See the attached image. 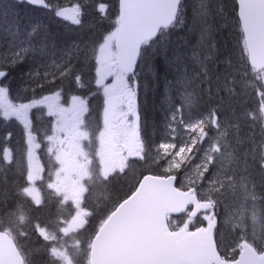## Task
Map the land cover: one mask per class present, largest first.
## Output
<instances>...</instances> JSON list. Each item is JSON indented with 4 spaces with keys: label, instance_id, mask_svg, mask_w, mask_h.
Returning <instances> with one entry per match:
<instances>
[{
    "label": "snow or ice",
    "instance_id": "6c2138e0",
    "mask_svg": "<svg viewBox=\"0 0 264 264\" xmlns=\"http://www.w3.org/2000/svg\"><path fill=\"white\" fill-rule=\"evenodd\" d=\"M19 2L42 6L73 24L82 23L81 3L69 10L50 0ZM16 7V0H0V14L5 17ZM110 7L98 3L96 11L102 20L109 18ZM192 13L191 26L198 29L196 47L206 49L202 60L197 53L193 55L208 80L205 62L218 51L214 17L225 23L229 17L223 8L214 12L211 0H194ZM113 15L110 31L75 45L76 51L83 48L82 61L71 52L57 56L47 37L34 42L33 33L43 32L41 25L34 23L26 31L27 26L20 28L18 21L9 24L10 48L6 60L0 62V116L5 120L14 117L24 126L28 163L26 175L21 172L22 178L13 181L14 193L0 190V264H264V0H234L231 21L238 30V56L226 60L231 74L225 71L222 83L229 98L246 96L249 89L258 98L254 111L241 114L251 118L253 131L245 138L236 136L234 142L228 129L238 133L239 125L222 122L223 100L207 113L200 112L202 101L186 73L176 82L179 103L165 97L161 142H150L143 134L137 68L148 48L162 45L172 28L186 24L184 0H116ZM34 54L45 61L52 58L51 63L40 66L42 76L28 73L22 81L25 87L12 96L6 69ZM84 67L94 70L90 83L96 91L90 95L102 97L95 122L88 99L71 91L73 83L76 88L85 87ZM34 76H40L42 83ZM52 81L58 84L49 94L37 96L35 88L27 87L35 83L42 89ZM38 107L46 109L50 118L43 140L51 158L47 188L57 204L55 218L43 227L33 224L24 208L28 197L34 205L44 204L35 181L43 179L40 174L45 167L33 164V148L41 145L36 143L37 130L29 119V111ZM257 126L259 140L255 139ZM246 141L251 147L244 146ZM2 160L13 161L8 147L3 148ZM150 161L158 169L164 165L162 174L143 175L128 193L110 194L103 207L90 209L88 201L97 186L110 192L118 176ZM189 168L185 183L181 174ZM229 196L239 198V203L228 202ZM221 205L225 211L222 220ZM98 212L103 214L89 232L90 219ZM173 214L183 218L175 219ZM198 215L202 219L196 226ZM229 223L239 233L230 248L223 245L221 227ZM33 234H38L37 240L42 238L39 247L28 248L20 242Z\"/></svg>",
    "mask_w": 264,
    "mask_h": 264
},
{
    "label": "trees",
    "instance_id": "16d2710c",
    "mask_svg": "<svg viewBox=\"0 0 264 264\" xmlns=\"http://www.w3.org/2000/svg\"><path fill=\"white\" fill-rule=\"evenodd\" d=\"M100 2H104L107 4L111 3L109 17L112 18L113 14L116 11V0H84V13L81 19L82 23L80 25L75 26L67 22L62 23L56 18V20L53 18L46 19V23L48 24L46 25L47 42L54 46L56 52L59 53V56H65L66 53L71 52L73 58H79L82 61L84 56L83 48H81L80 51H76L75 45L89 41L91 37L95 35L104 34L107 31L111 30V28H109L110 23H108L110 21L108 19L102 20L101 14L96 11L98 3ZM184 2L187 7L188 5L192 6L194 0H184ZM211 3L214 12L223 8L225 13L228 14L229 19L226 23L224 21H220L219 18L214 17L217 27V31L214 33L216 46H227L226 38H228L231 33L230 25L233 26L231 16L234 15V0H211ZM23 5L26 6L25 4ZM30 9L34 10L32 7H30ZM39 12L46 13L47 15L52 14L51 12L45 10H40ZM48 16L51 17L52 15ZM190 16L191 15H189L188 17L189 21L191 19ZM190 24L191 22L186 23L185 26L172 28L167 35L165 43H163L162 45H153L151 48L147 49L144 59L141 61L140 65L137 68L140 85L141 116L144 123L143 134L150 142H155L156 144L160 140L159 134L161 130H163L165 123V105L163 104L164 102L161 96L164 90L168 89V85L171 83L172 78L171 75L169 76L167 74L171 70H180L177 66L173 67L172 61L170 62V64L168 62L169 57H171L169 47H171V45L174 44L175 39H177L178 44L190 46L194 49L198 41V39H196V37H198V29L196 31L192 28V26H190ZM180 28H190L191 33H188L190 34V37L187 36L184 38H176L180 36L178 31ZM223 34H228V36L226 37ZM223 48L227 53L226 57H224L223 59L225 62L228 58L235 59L238 56V54L235 56V52L234 50H232V48ZM203 49L205 50V48ZM187 52L191 53L192 51L186 50V53ZM192 61L194 63L195 59ZM208 61H206L205 63L207 64ZM78 66L83 65L81 64ZM6 70L9 72V76L6 83L11 85V95L16 96L17 90L25 87V85L22 84V78H25V76L31 71H29L27 67H24L23 64L15 65L14 67L8 68ZM40 75L42 76V73ZM93 76L94 70L88 67H84L85 87L76 88L75 84L73 83L71 86V91H73L74 94L85 97L84 94H86L87 90L92 87H95L93 83H90ZM165 76L168 77L167 80ZM33 78H35L37 82L42 83V81L40 80V76H34ZM200 80L202 81V83L200 84L201 94L205 93V88H208V90L213 91L212 86L210 87L208 86V83H205L204 77L200 78ZM57 84L58 81H52V83L50 84H44L42 89L40 87H36V85L34 86L33 83L27 85V87L30 90L35 88L38 96L41 94H49L51 91H54L56 89ZM65 91L67 92L69 91V89H66ZM30 94V91L28 93H25V95ZM199 99L202 101V103L199 105V107L202 109L201 111H209L212 106V101L207 102L206 98L202 96H200ZM88 102L90 108L92 109L93 122H95L99 116L101 108L100 101L92 97L88 99ZM223 102L224 103L221 107V110L228 111L227 103L229 102V99L223 100ZM217 103L219 104L220 102ZM35 109V113H38L41 110V108ZM245 110L246 108L244 104H238L236 106L235 113H224L225 115H222L221 113L219 114L220 117L231 120L232 122H234V119L237 118V120H239L240 123L244 126L248 121H250L249 117L241 115L245 112ZM1 132L3 133V135L0 136L2 146L7 144L6 146H10L14 150L12 162H5L0 157V190L7 189L8 191L14 193L16 189L13 185V181H16L18 178H22L21 172L26 175L27 166L24 164L25 159L23 154L20 155V150H16L14 148L15 144H13L12 140H9L7 138V129L4 126L3 122L0 121V134ZM148 172L153 174H161L160 169L156 168L155 166L145 165L141 162L139 164H136L134 166V169L132 171H129L128 175L118 176L116 178L117 180L115 179L117 183L112 185L113 188L111 187L110 192H106L101 186H97L94 191L98 190L100 198H98V195L96 196V193L93 192V196L88 201L90 209L97 205L103 207L106 203V197L110 194L113 196H115L116 194L123 196L125 193H128L129 189L132 188L136 181L143 174ZM239 193H241L243 196V192L238 189V194ZM43 201V206H38L37 208H34L33 205L30 206L27 201L24 203V208L26 211H28V214L30 215L31 219H35L38 223H40L41 226L46 225V223H49V221L53 220L56 216V210L53 208L55 206H52V203L49 205V201L46 200V195ZM102 214L103 213L98 212L95 217L90 219L89 225H92L90 228L91 230L99 222V218ZM30 241L31 239L27 241L22 240L20 242L22 244H26L28 248H36L37 244L33 242L34 247H31V245L29 244Z\"/></svg>",
    "mask_w": 264,
    "mask_h": 264
},
{
    "label": "rangeland",
    "instance_id": "374dc122",
    "mask_svg": "<svg viewBox=\"0 0 264 264\" xmlns=\"http://www.w3.org/2000/svg\"><path fill=\"white\" fill-rule=\"evenodd\" d=\"M17 2V7L13 10H11V12L5 17V15L0 14V62H3L6 60V53L9 51L10 48V40H11V32L9 31V24L12 21H18L19 27L20 28H24L26 27V31H31V25L38 24L43 26V32L41 34H36L35 32L33 33V38H34V42L36 40H39L41 38H44V34L46 37V25H48L46 23V19L47 18H53V19H58V20H62V21H67L72 23L71 20H64L61 17H56L52 12V14H48V15H52L51 17L48 16L46 13H41L39 12L40 10L37 9H30L29 5L24 6L21 2H19V0H16ZM50 2L54 5H56L59 8H66L71 10L72 6L74 4L77 3H81L83 5L84 0H50ZM109 5H111V3H109ZM44 10V9H42ZM111 10V7L110 9ZM50 12L48 9L45 10ZM83 13L84 10L82 8V14H81V19L83 17ZM192 6L188 5L186 7V17H187V22L189 23L191 22L190 26L192 25ZM189 15H191V19L190 21L188 20ZM55 19V20H56ZM108 20L111 23L112 20H114V15L112 16V18H108ZM107 21V20H106ZM73 24V23H72ZM76 26V24H73ZM181 26H185L181 25ZM179 26V27H181ZM110 28V27H109ZM193 28V27H192ZM197 31L196 28H193ZM230 29H231V33L229 35L228 38H226V42H227V46H224L225 48H232V50H234L235 52V56L238 54L237 52V39H238V30L234 27L230 25ZM17 31H19V29H17ZM179 34L180 36L176 37V38H184L189 36L191 33L190 32V28H180L179 30ZM177 31V32H178ZM224 36H228V34H223ZM23 38V37H21ZM196 39H198V37H196ZM82 44V43H81ZM197 45V44H196ZM222 46L217 47L218 51L215 54L213 59H210L207 63V67H208V73H209V79L208 80H204L205 83H208V86H212V90L210 91L208 90V88H205V93L201 94L200 93V84L202 83V81L200 80V78L204 77L203 73L201 72V67L199 64H197V57L194 56V53L198 54V57L202 60L203 59V55L206 53V49L204 50L203 47H194V49L190 46H185V45H180L177 42V39H175V42L173 45H171V47H169V51L171 52V57H169V64L172 61L173 62V67L177 66L180 70H171L168 72L167 75H171V83L168 85V89H165L163 94H162V98H163V102L165 100V97H171L173 100L176 101V103H179V100L177 98V92L179 90V86L177 85V79L181 74L186 73L188 75V77L192 78V83H191V88L193 90L196 91V93L198 94V97L200 98V96L205 97L207 102H211L212 101V106L217 105V102L221 103V100H228L229 102L227 103L228 106V111H223L220 109V113L222 115L226 114H230L232 112V108L233 106L236 109V106L239 104H244L246 110L248 111H254L257 107H258V98H256L254 96V94L251 92V90H246L247 91V95L246 96H237V97H231L229 98L228 93L224 91V87H223V83L222 81L224 79H226V77L223 75L225 71H228L229 74H231V69L226 68V62L223 60L224 57H226L227 53L225 51V49ZM190 50L192 51L187 52L186 50ZM57 53V56H59V53ZM175 59V60H174ZM195 59V62L193 63L192 60ZM52 58H49L47 61H45L44 58L40 57L38 54H34L33 56H30L26 61L24 62H20L18 64H23L24 67H27L29 71L35 73V72H39L40 74L43 73L44 69L42 67H40L41 65H43L45 62L47 63H51ZM16 64V65H18ZM175 64V65H174ZM198 66V67H197ZM173 69V68H172ZM217 76L221 77V80L218 81L216 79ZM166 80L168 79L167 76H165ZM24 80V78H22ZM36 82L37 80L35 78H33ZM49 79H51V77H49ZM237 79H239V76H237ZM164 80V79H163ZM165 81V80H164ZM109 83H111V80L109 79L108 81ZM40 83V82H37ZM33 85L35 86L36 84L33 83ZM237 92L241 91L240 85L237 84L236 86ZM220 89L219 92H217V89ZM96 89L95 87H92L90 89L87 90L86 94H84L85 98L89 99L94 97L96 100L98 99L100 101V106L102 104V97L99 95L93 96L90 95V93L95 92ZM209 93H211V96H209ZM204 95V96H203ZM245 103H241V101H245ZM165 105V115H166V109H167V105L165 104V102L163 103ZM202 109L199 107V111L203 112V113H207L208 111H201ZM36 112V109H31L29 111V119H31L33 121V125L34 128L37 130L36 131V135H37V140L36 143H39L41 146L40 148H33V156H34V160H33V164L34 166L36 164H42L45 167V171L40 174L42 175L43 179L42 180H37L35 181V187L36 189L39 191L40 196L42 199H45V195H46V200L49 201V205L52 203V206L57 213V204H56V199L55 196L52 194L51 190L47 188V183H48V173L46 174V166L49 167L50 163H51V158L49 156V154L46 151L47 148V143L43 140V134L44 132L50 128V123L49 120L50 118L47 117L46 114V109H43L41 107V110L34 115ZM222 122H225L227 124H232V123H237L239 125V132L237 133L235 129L229 128V136L230 139H232V141H235L236 136H239L240 138H245L248 136V134L250 132L253 131V129L250 127L252 121L250 118V121H248L244 126L240 123L239 120L234 119V122H232L231 120H228L226 118L220 117ZM0 121L3 122L4 126L7 129V138L9 140H12L13 144H15V149L16 150H20V155L23 154L24 156V164L27 166V156H26V150H27V137L25 135L24 132V126L18 122L14 117H10L7 120H5L2 116H0ZM256 135H255V139L259 140L260 136H259V127L257 126V128L254 130ZM48 134H51L50 131L48 132ZM165 134V123H164V128L163 130H161L159 137L160 140L158 141V143L161 142V137ZM214 135V132L212 133ZM3 133L1 132L0 136H2ZM157 143V144H158ZM7 144L3 145L1 144V140H0V157H3V148L4 147H8L13 154V148L10 146H6ZM205 147L207 146L206 144L204 145ZM245 147H251V143L246 141L245 142ZM195 159V158H194ZM6 162V161H5ZM198 162V161H197ZM149 166H154L151 165V162L149 163ZM164 165L161 166V171ZM191 174V168H189L187 173H182L181 174V178L184 180L185 183H187V176ZM211 173L207 174L210 175ZM117 180V179H116ZM114 180L112 185L116 184L117 181ZM113 188V187H112ZM96 194V196L98 195V198H100V195L98 193V190L94 191ZM239 198H242V194L239 193L238 194ZM239 198L237 197H233V196H229L228 202H232V200H235L236 203H239ZM27 202L29 203L30 206H34V208H37V205H34L31 201V197L27 198ZM48 205V206H49ZM94 205V204H93ZM220 217L221 220L223 219L224 215H225V211H224V207L223 205H221L220 209ZM56 215V214H55ZM181 218V217H180ZM182 219V218H181ZM202 217L199 215L197 218H195L194 223L198 224L201 222ZM32 223H37V221L35 219H31ZM206 223V222H205ZM48 223H46L47 225ZM45 226V225H43ZM92 226V225H91ZM91 226H88V231H91ZM95 227V226H94ZM222 229H223V245L225 247H233L234 243H235V238L237 235H239L238 231L237 232H233L232 229V225L231 223L227 224V225H221ZM29 231H31V228L29 227ZM249 235H251L252 232V227H251V222L249 221V227L247 229ZM37 235L38 234H33L31 237V241L29 242V244L31 245V247H34V243L37 244L36 247H39L40 244L43 243L42 238H40V240H37ZM34 242V243H33ZM71 243V241L69 242ZM77 259H80V256L77 255L76 257Z\"/></svg>",
    "mask_w": 264,
    "mask_h": 264
},
{
    "label": "water",
    "instance_id": "95a60500",
    "mask_svg": "<svg viewBox=\"0 0 264 264\" xmlns=\"http://www.w3.org/2000/svg\"><path fill=\"white\" fill-rule=\"evenodd\" d=\"M32 6H34V5H32ZM34 7L43 8L42 6H34ZM173 215H179V214H173Z\"/></svg>",
    "mask_w": 264,
    "mask_h": 264
},
{
    "label": "bare ground",
    "instance_id": "6f19581e",
    "mask_svg": "<svg viewBox=\"0 0 264 264\" xmlns=\"http://www.w3.org/2000/svg\"><path fill=\"white\" fill-rule=\"evenodd\" d=\"M60 22H62V23H65V21H62V20H59ZM44 36H45V34H44ZM59 36V35H58ZM71 38V37H70Z\"/></svg>",
    "mask_w": 264,
    "mask_h": 264
}]
</instances>
